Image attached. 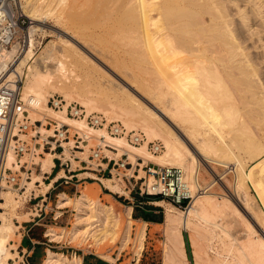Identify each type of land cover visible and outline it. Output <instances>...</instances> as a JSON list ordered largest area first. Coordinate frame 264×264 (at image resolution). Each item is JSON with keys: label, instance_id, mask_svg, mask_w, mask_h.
<instances>
[{"label": "bare ground", "instance_id": "1", "mask_svg": "<svg viewBox=\"0 0 264 264\" xmlns=\"http://www.w3.org/2000/svg\"><path fill=\"white\" fill-rule=\"evenodd\" d=\"M36 1L25 0L20 5V14L30 17L32 23L25 31L24 48L19 52L17 42L0 48V84L13 80L15 75L22 77L23 99L33 96L39 108L30 114L82 127L83 121L65 116L64 109L44 106L49 96L58 93L65 100L64 108L75 102L86 114H101L107 121L104 127H92L89 131L95 136L104 135L119 152H126L133 163L139 156L142 164L151 161L183 170L192 191L189 205L180 209L162 199L154 201L168 206L164 216L167 232L164 252L173 264H184L182 231L188 232L196 264H264V0H120V16L125 22L120 28L122 32L119 31L123 53L136 57L133 56L135 61L124 56L109 60L113 66L126 62L138 67V75L128 73L125 78L142 89L143 100L129 90L131 87L116 85L111 79L98 78L90 83L87 76L76 73L75 68L86 58L78 53L80 40L66 30L61 29L56 35L62 46L50 41L35 57L34 37L49 27L43 17L56 13L58 7L66 8V3L69 5L68 0H39L40 5ZM0 5L16 16L5 0H0ZM1 16L5 13L0 10V20ZM259 47L262 51L256 52ZM113 122L122 127L123 135L106 132V125ZM129 132H141L143 142L130 143L126 138ZM151 141H159L162 149L157 153L150 151ZM44 155L39 160V173H32L24 192L14 190L20 197L35 188L38 181L43 189L50 187L40 178L50 170L53 157L58 154ZM12 161L9 153L7 166ZM63 161L71 170L77 160L66 151ZM204 162L215 170L223 167L220 175L232 172L237 196H232L234 201L227 197L219 200L209 191L214 178L210 183H200L204 172L212 178ZM142 173L140 169L137 178ZM63 174L60 171L59 175ZM93 174L90 178L98 180ZM101 181L111 192H122L112 179ZM145 183L153 189L152 177ZM12 190L0 192V264H8L15 255L8 247L14 225L2 211L16 204ZM62 196L64 199L58 203L61 206L73 201L65 194ZM238 197L250 207L263 235L256 234L238 207ZM73 203L79 211L101 212L107 220L116 221L113 209L101 207L90 193H81ZM47 234L53 239L64 237V232L53 229ZM139 235L143 236V230ZM194 235L205 242V248H199L203 244L198 246ZM47 264H81V259L49 251Z\"/></svg>", "mask_w": 264, "mask_h": 264}, {"label": "rangeland", "instance_id": "2", "mask_svg": "<svg viewBox=\"0 0 264 264\" xmlns=\"http://www.w3.org/2000/svg\"><path fill=\"white\" fill-rule=\"evenodd\" d=\"M24 1L25 0H5V3L9 4L11 6L10 9L14 10L15 14L18 15L20 14V12H22L20 5L21 3L24 5ZM108 1L68 0L67 2L69 3V5H67L66 3V8L64 6L58 7L56 13L52 15L43 14L45 15L43 17V20H45L44 22L49 27L47 28V30H45V32H38L34 37L35 49L33 51L35 53V57L37 54H40L44 51V47H46V45H48L50 41H55L60 45L61 42H59V38H57L56 35L57 33H61V29L66 30L68 34H73L76 39L80 40L82 45H80V49H77L79 51L78 53H80L81 56H83L87 60L86 61L84 59H81L82 62L79 63V67L75 68L74 70L76 73L82 75L84 78L85 76H87L86 80H88L90 83L95 82V80H97L98 78L100 80L111 79L110 82H113L116 85L120 84L124 86L126 85V87L128 88L131 87L129 90L132 93L136 94V97L143 100V97L141 96L143 95L142 89L137 87V85H135L134 83H131V80L130 82H128L129 79L125 78L128 76V73L138 75V67L134 63L129 64L126 62L123 64V66L115 64L113 66V63L109 60L115 56H117L118 58L124 56L123 58L125 59L130 58L132 61H135L134 57L136 56L132 55L131 57V55H126L123 53L122 35H120L123 28L122 26L125 24L124 20H122V16H120L122 14V3L120 4V0ZM35 3L40 5L39 0ZM62 9H64V12H62ZM58 10L62 11L60 12ZM108 12H111L109 16L107 15ZM30 25L31 24H29V26ZM27 27L23 28L22 31L20 30L19 32H25L27 30ZM112 28L116 30V33H114V30ZM61 38L66 37L61 36ZM24 46H22V48H24ZM255 51H262V48L259 47ZM135 88L138 92L135 91ZM53 95H59L61 98H63L58 93H54ZM98 115L102 116L101 114ZM30 116L32 119L38 118V116L35 117L32 114H30ZM113 123L116 124L117 122ZM92 142H95V140H92ZM119 153L121 152L118 151V154ZM207 164L206 162H204V165H206V167L208 168L209 172L212 175V178L211 176H209V174L204 172L200 175V183L202 185L210 183L214 178L215 180L211 183V188L209 189V191H212L219 200L227 197L230 198L231 201H234L232 199V196L234 198H237V196L234 189V176L232 172L228 170L225 174L220 175V173H222L224 169L223 167H217V169L215 170L211 168V165L208 166ZM74 166H78L77 161L74 162ZM65 172L67 173V175H69L67 171ZM78 172L81 171H75V173ZM90 174L91 173H87V175L84 174L83 176L92 177ZM138 175L140 174L138 173ZM77 177H73V179L68 183H64L63 179H58L54 184V188L49 189L47 195L45 193V191L47 190L43 189V186H41L40 188L35 187L31 189V191L24 193L21 197L17 194L16 191L12 190L14 192L13 197L16 201V204H12L6 210H2L10 219L11 223L13 221V223L17 225L19 223H22L23 219L29 220L28 218H34V221H24L23 224L27 225L24 228L17 226L15 228V233L13 229V233L9 238L8 247H10L11 251L13 249V251H18V253L21 255V259L17 258L18 254L14 256L15 258H17V260H19L20 264H22V261L23 264H47L48 254L46 257H44L47 248L51 249V252L54 253L63 252L66 255H62L69 259L73 257L80 258L81 264H173L172 260H169L168 256H166L164 252V246L167 242V232L164 216L166 208H168V206L162 203L159 204L154 202L157 200H161L162 198L155 199V196L138 195L136 192L138 191L140 181L134 184V180H131V183L134 184V186L132 187V184L128 181L118 180L116 178L105 176L107 177V179H112V183H118L122 188L121 193H115L111 192L106 187V184L103 181L102 182L104 183V186L106 188L102 184L97 183V180H93V178L77 180ZM51 178L52 176L47 179L43 178V181L48 182ZM41 179L42 178H40V180ZM86 181L92 183L88 184L86 183ZM62 191H64L67 196L71 197L73 201L83 192L90 193L93 199H95V201H97L101 207L113 209V212L116 216V221L113 219L107 220L105 215L101 212L94 213L85 209L79 211L75 207L73 201L69 202V207L63 208L62 214L56 217V205L59 206L58 201L61 199ZM30 193L33 194L30 195ZM44 193L46 195V201L42 208H44V206L48 202L46 207V215H44V212H40L38 208H35L36 203L39 201V196ZM249 193L253 196V189L251 187L249 189ZM34 194H38L35 199L33 198V196H35ZM30 197L31 199L29 200ZM236 200L238 201V207L242 209L244 216L248 218L254 229L257 231L256 234L259 233L263 235V233H261L263 232V230H261V227L255 219L253 212L250 210V207L243 205L244 203L240 200L239 197ZM18 205L19 207L17 208ZM129 208H131V220L128 223ZM27 211L30 212L29 215H27L26 217L18 218L19 215H22L23 212ZM38 213L41 214L39 217L37 216ZM91 214H94V217L92 216L91 220L87 221V217ZM35 221L38 223L31 227L30 231L27 230L30 224L34 223ZM144 221L146 223H143ZM50 226L66 227L64 229H53V231L57 233L64 232L63 238L56 239L60 242L51 241L47 236L44 235V232ZM88 227H91V229H89ZM141 230H143V236L141 237L142 239L139 235ZM183 232L188 238L187 231H182V238ZM22 235L25 238H28V236H30L45 243H41L38 245L39 247L32 255V257H27V251L21 250L22 248L20 246L18 248V244ZM194 236L196 237V243L198 244V246L199 244H203L200 245L202 247L199 248H205V242L202 241L197 235ZM189 248L191 259L187 258L183 238V258H181V260L184 261V264H196L193 258L190 242ZM210 253L213 254L214 251H210Z\"/></svg>", "mask_w": 264, "mask_h": 264}, {"label": "built area", "instance_id": "3", "mask_svg": "<svg viewBox=\"0 0 264 264\" xmlns=\"http://www.w3.org/2000/svg\"><path fill=\"white\" fill-rule=\"evenodd\" d=\"M0 10L5 13L0 20V48H8L12 43L17 42L20 52L26 41L25 32L19 31L32 24L31 20L22 14L10 15V10L1 5ZM22 82V77L15 75L13 80L0 84V192L11 188L22 194L25 183L31 179L32 173L40 171L39 159L44 157L46 152H50L58 154L53 160L57 161L60 169L69 173L68 178H58L63 179L64 183L77 177L72 175L75 171L90 172L97 176H109L129 183L134 180V184L140 181L136 192L140 196H159L180 209H185L189 205L192 191L181 168L169 165L159 166L151 161L142 164L143 159L139 156L133 163L126 152L118 155L117 146L109 143L104 135L95 136L89 131L92 127H104L105 118L86 114L84 109L75 102L64 108L65 100L59 95L49 96L44 106L53 110L64 109L65 116L83 121L82 127L72 126L50 116L32 120L30 113L39 109L38 104L33 96L23 99ZM41 128L44 131H41ZM105 130L114 136L124 134L122 127L115 123H108ZM126 138L135 145L144 140L141 132H129ZM148 146L153 153L162 149L159 141H151ZM66 151L78 162L74 170H70L68 163L63 161ZM9 153L13 157L11 166L6 164ZM140 169L144 174L137 178ZM149 177L153 178L154 183L151 190L145 183ZM80 179L91 178L90 176L77 177V180ZM36 197L33 196V198ZM39 201L35 208L45 212L46 205L42 208L45 201Z\"/></svg>", "mask_w": 264, "mask_h": 264}, {"label": "crops", "instance_id": "4", "mask_svg": "<svg viewBox=\"0 0 264 264\" xmlns=\"http://www.w3.org/2000/svg\"><path fill=\"white\" fill-rule=\"evenodd\" d=\"M54 158V157H53ZM41 159H44V157H41L40 158V160ZM76 167V166H75ZM59 168H58V165H57V161L56 160H53V165L51 166V168H50V170L48 171V172H46L45 174H43V177H42V181H43V178H45V179H47V178H50L51 176H52V178L50 179V181H48V182H44V183H47V184H49L50 185V187L48 188V189H46L47 191H45V193H46V195H47V193L49 192V189H53L54 188V184H55V182H57V179L58 178H62V177H69V175H67V173L66 172H64V170L63 169H60V170H58ZM75 169V168H74ZM74 169H71V170H74ZM60 171H63V175H59V173H60ZM37 173V172H36ZM56 173V174H55ZM87 173H90V172H78V173H74V174H72V175H74V176H78V177H83V175L84 174H86L87 175ZM55 174V175H54ZM91 174H93V173H91ZM54 175V176H53ZM93 175H95V174H93ZM97 178H98V182L97 183H100V184H102L103 186H104V183L101 181V179H107V177H105V176H101V177H99V176H97V175H95ZM81 177V178H82ZM139 178V177H138ZM39 183V184H38ZM86 183H92V182H87L86 181ZM41 187V184H40V182L38 181V182H36V188H40ZM105 187V186H104ZM106 188V187H105ZM45 193L44 194H41V196L43 195V198H41V196H39V200H43V201H46V195H45ZM33 194V193H32ZM65 194V196H67L66 195V193L64 192V191H62V193H61V199L63 198V196L62 195H64ZM35 196H38V194H34ZM67 197H69V196H67ZM71 198V197H70ZM35 199V198H34ZM61 199L58 201V203L61 201ZM64 199V198H63ZM64 201V200H63ZM38 203H40V201H38L36 204H38ZM47 204H48V202L46 203V207H47ZM43 205H44V203H43ZM59 206H57L56 205V217H58V216H60L61 214H62V209L63 208H66V207H69L68 205H64V206H61L60 204H58ZM70 205V204H69ZM36 206V205H35ZM19 207V205L17 206V208ZM17 208H15V209H17ZM14 209V210H15ZM32 209V208H31ZM30 214V212H23L22 213V215H19L18 216V218L19 217H26L27 215H29ZM47 214V211H46V208H45V212H44V215H46ZM41 214L40 213H38L37 214V216L39 217ZM33 217H35V216H33ZM29 220H26V219H23V222L24 221H34L33 219L34 218H28ZM23 222L22 223H19V224H15V223H13V221H12V223H13V225H14V233H15V228L17 227V226H20V227H26L27 225H25V224H23ZM38 222H34V223H32V224H30V226L28 227V229L27 230H31V227H33L35 224H37ZM61 229V228H66L65 226H55V227H53V226H50V227H48L47 229H46V231L44 232V235L45 236H47L51 241H55V242H60L59 240H56V239H53V238H51L50 236H48V234H47V231L49 230V229ZM41 243H45V242H41L40 240H38V239H35V238H32V237H30V236H28V238H25V237H23V235H22V237L20 238V241H19V244H18V248H19V246L22 248L21 250H26L27 251V257H32V255L36 252V250L38 249V245L39 244H41ZM16 251H17V249H16ZM48 251H52L51 249H46V254H45V256L44 257H46L47 256V254H48ZM12 252L13 253H15V255L14 256H16V254H18V257L17 258H19V259H21V255L18 253V251L17 252H15V251H13V249H12ZM55 252H57V251H55ZM57 253H61V254H63V255H66L65 253H63V252H57ZM68 256V255H67ZM17 258H13V259H10V260H8V264H20V262H19V260H17ZM12 261V262H11ZM43 261H44V259H43ZM83 261H84V257H83ZM22 264H23V261H22Z\"/></svg>", "mask_w": 264, "mask_h": 264}, {"label": "trees", "instance_id": "5", "mask_svg": "<svg viewBox=\"0 0 264 264\" xmlns=\"http://www.w3.org/2000/svg\"><path fill=\"white\" fill-rule=\"evenodd\" d=\"M157 198H160L159 196H155ZM183 238H184V245H185V250H186V254H187V258L191 259V254H190V248H189V242H188V238L186 236V234L183 232ZM103 263V262H100Z\"/></svg>", "mask_w": 264, "mask_h": 264}]
</instances>
